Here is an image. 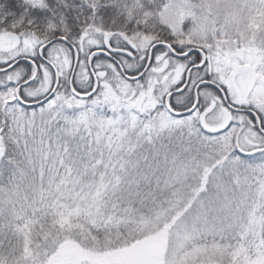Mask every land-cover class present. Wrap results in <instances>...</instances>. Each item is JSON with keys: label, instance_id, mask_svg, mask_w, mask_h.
I'll list each match as a JSON object with an SVG mask.
<instances>
[{"label": "snow or ice", "instance_id": "6c2138e0", "mask_svg": "<svg viewBox=\"0 0 264 264\" xmlns=\"http://www.w3.org/2000/svg\"><path fill=\"white\" fill-rule=\"evenodd\" d=\"M0 264H264V0H0Z\"/></svg>", "mask_w": 264, "mask_h": 264}]
</instances>
